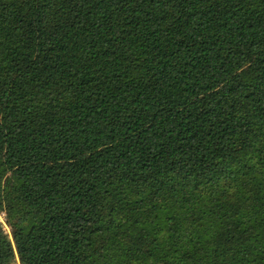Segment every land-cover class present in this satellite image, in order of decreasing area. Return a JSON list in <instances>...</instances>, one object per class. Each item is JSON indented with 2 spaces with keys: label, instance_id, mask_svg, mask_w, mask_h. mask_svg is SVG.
Segmentation results:
<instances>
[{
  "label": "trees",
  "instance_id": "16d2710c",
  "mask_svg": "<svg viewBox=\"0 0 264 264\" xmlns=\"http://www.w3.org/2000/svg\"><path fill=\"white\" fill-rule=\"evenodd\" d=\"M0 264H264V0H0Z\"/></svg>",
  "mask_w": 264,
  "mask_h": 264
},
{
  "label": "rangeland",
  "instance_id": "374dc122",
  "mask_svg": "<svg viewBox=\"0 0 264 264\" xmlns=\"http://www.w3.org/2000/svg\"><path fill=\"white\" fill-rule=\"evenodd\" d=\"M0 221L4 225V228L7 231V233H9L10 237L12 238L11 228H10L8 222H7L6 213L0 212Z\"/></svg>",
  "mask_w": 264,
  "mask_h": 264
}]
</instances>
